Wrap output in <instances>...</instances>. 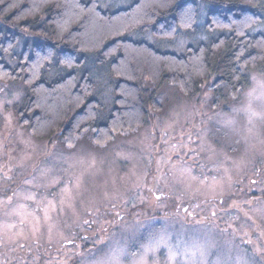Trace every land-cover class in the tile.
Listing matches in <instances>:
<instances>
[{
	"label": "rangeland",
	"instance_id": "1",
	"mask_svg": "<svg viewBox=\"0 0 264 264\" xmlns=\"http://www.w3.org/2000/svg\"><path fill=\"white\" fill-rule=\"evenodd\" d=\"M92 74L102 120L112 79ZM161 93L143 128L68 149L34 138L0 82V264H264V77L235 99Z\"/></svg>",
	"mask_w": 264,
	"mask_h": 264
},
{
	"label": "trees",
	"instance_id": "2",
	"mask_svg": "<svg viewBox=\"0 0 264 264\" xmlns=\"http://www.w3.org/2000/svg\"><path fill=\"white\" fill-rule=\"evenodd\" d=\"M146 35L190 42L167 52ZM0 73L20 89L12 108L34 138L104 147L148 123L164 86L187 98L207 87L226 100L264 77V0H0ZM92 73L112 79L102 120Z\"/></svg>",
	"mask_w": 264,
	"mask_h": 264
},
{
	"label": "snow or ice",
	"instance_id": "3",
	"mask_svg": "<svg viewBox=\"0 0 264 264\" xmlns=\"http://www.w3.org/2000/svg\"><path fill=\"white\" fill-rule=\"evenodd\" d=\"M91 11V9H89ZM66 25H67V22H65L64 25H61V29L62 30H66ZM186 27H190L191 26V23H190V18H189V22L185 23L184 24ZM40 68V63L39 62H36L32 65V69H33V75L35 76L36 75V71ZM7 73H0V75H6Z\"/></svg>",
	"mask_w": 264,
	"mask_h": 264
}]
</instances>
